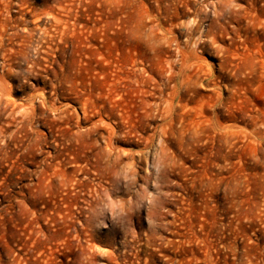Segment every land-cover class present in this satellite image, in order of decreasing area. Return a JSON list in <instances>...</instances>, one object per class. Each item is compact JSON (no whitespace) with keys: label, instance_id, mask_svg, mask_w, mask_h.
<instances>
[{"label":"rangeland","instance_id":"374dc122","mask_svg":"<svg viewBox=\"0 0 264 264\" xmlns=\"http://www.w3.org/2000/svg\"><path fill=\"white\" fill-rule=\"evenodd\" d=\"M0 264H264V0H0Z\"/></svg>","mask_w":264,"mask_h":264}]
</instances>
